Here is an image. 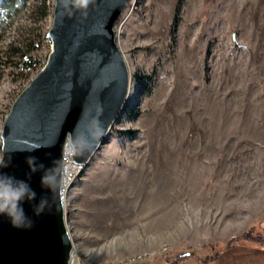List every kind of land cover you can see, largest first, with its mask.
Listing matches in <instances>:
<instances>
[{
  "label": "rangeland",
  "instance_id": "rangeland-1",
  "mask_svg": "<svg viewBox=\"0 0 264 264\" xmlns=\"http://www.w3.org/2000/svg\"><path fill=\"white\" fill-rule=\"evenodd\" d=\"M55 3L28 0L0 29V158L6 116L52 50ZM116 32L132 100L70 192L78 262L203 264L264 234V0H130Z\"/></svg>",
  "mask_w": 264,
  "mask_h": 264
},
{
  "label": "water",
  "instance_id": "water-1",
  "mask_svg": "<svg viewBox=\"0 0 264 264\" xmlns=\"http://www.w3.org/2000/svg\"><path fill=\"white\" fill-rule=\"evenodd\" d=\"M130 0H95L88 16H62L56 0L48 32L52 50L43 69L14 101L2 131V156L11 157L0 173L24 181L36 193L22 204L31 228H14L0 215V264H72L74 241L61 193L41 184V178L61 157L66 136L89 135L99 121L103 135L91 152L75 158L87 165L107 138L130 90V68L119 47L116 25ZM39 146V148H37ZM43 165L30 171L27 158ZM48 204L40 215L34 210Z\"/></svg>",
  "mask_w": 264,
  "mask_h": 264
},
{
  "label": "clouds",
  "instance_id": "clouds-1",
  "mask_svg": "<svg viewBox=\"0 0 264 264\" xmlns=\"http://www.w3.org/2000/svg\"><path fill=\"white\" fill-rule=\"evenodd\" d=\"M95 0H58V5L62 9V16L72 19L74 15L79 13L80 19H86L90 5H94ZM103 135V129L98 120H94L90 124L89 135H79L74 131L71 136H66L65 144L62 146L61 157L53 162V168L41 178V184L48 187L53 193H59L64 183L70 178L69 171L64 167L63 161L65 157L73 159L83 156L85 151L91 152L99 144V140ZM39 148V146H37ZM11 163V157L5 161L0 158V168H7ZM30 171L35 172L37 168H42L43 165L36 164V157L30 156L27 158ZM36 193L31 190L29 185L24 181L16 180L14 177L0 173V215H5L9 218L12 227L14 228H31L32 221L26 216L22 204L35 199ZM48 204L46 199H42L39 205L35 208L36 215H40L45 206Z\"/></svg>",
  "mask_w": 264,
  "mask_h": 264
},
{
  "label": "trees",
  "instance_id": "trees-1",
  "mask_svg": "<svg viewBox=\"0 0 264 264\" xmlns=\"http://www.w3.org/2000/svg\"><path fill=\"white\" fill-rule=\"evenodd\" d=\"M28 0H0V29H3L6 23L15 16L27 3ZM257 229L251 228L242 236L233 238L229 243L223 245L221 249L216 251L215 255L202 260L203 264H211L218 260L219 256L228 248L236 246V244H262L264 243V234L257 232ZM191 253H182L177 256H166V264H180L193 257Z\"/></svg>",
  "mask_w": 264,
  "mask_h": 264
},
{
  "label": "crops",
  "instance_id": "crops-1",
  "mask_svg": "<svg viewBox=\"0 0 264 264\" xmlns=\"http://www.w3.org/2000/svg\"><path fill=\"white\" fill-rule=\"evenodd\" d=\"M235 257L237 264H264V243L242 244ZM219 259L211 264H220Z\"/></svg>",
  "mask_w": 264,
  "mask_h": 264
},
{
  "label": "bare ground",
  "instance_id": "bare-ground-1",
  "mask_svg": "<svg viewBox=\"0 0 264 264\" xmlns=\"http://www.w3.org/2000/svg\"><path fill=\"white\" fill-rule=\"evenodd\" d=\"M130 92H131V89L129 90V95H128L127 100H126V104L131 103V100H132L131 94L132 93L130 94ZM85 168H86V165L78 163L76 170H74L73 174L67 180L66 189H63V192H60L61 193V201H62L63 206L65 208L66 216H67V210L69 209L70 192L72 190L74 183L80 177V175L84 172Z\"/></svg>",
  "mask_w": 264,
  "mask_h": 264
},
{
  "label": "built area",
  "instance_id": "built-area-1",
  "mask_svg": "<svg viewBox=\"0 0 264 264\" xmlns=\"http://www.w3.org/2000/svg\"><path fill=\"white\" fill-rule=\"evenodd\" d=\"M63 164H64V167L69 171L70 176L73 174L74 170H76V168L78 166L77 162L73 163V159L70 158V157H67V156L65 157V159L63 161ZM67 180L65 181L64 186H63V188H62V190L60 192H63V189H66ZM72 264H80L78 262V259L76 257V253L75 252H73V256H72Z\"/></svg>",
  "mask_w": 264,
  "mask_h": 264
}]
</instances>
